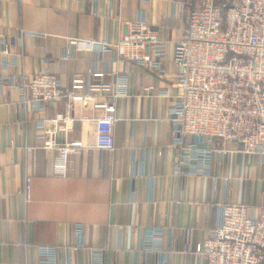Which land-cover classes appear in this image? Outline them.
Here are the masks:
<instances>
[{
	"label": "crops",
	"instance_id": "crops-1",
	"mask_svg": "<svg viewBox=\"0 0 264 264\" xmlns=\"http://www.w3.org/2000/svg\"><path fill=\"white\" fill-rule=\"evenodd\" d=\"M174 1L201 0H0V37L9 40L0 44V70L7 51L15 53L20 69L30 75L50 71L63 87L76 78L109 83L113 71L127 69L130 91L117 103L114 150L94 146L96 113L73 105L72 128L57 138L86 146L69 153L65 175H56V150L26 153L24 147L39 145L36 120L64 112L65 100L30 114L25 123L16 91L0 89V264H37L39 245H57L59 264H89L90 247L103 248L105 264H207L195 247L218 224V203L243 201L254 216L264 205V164L258 156L227 152L214 156L209 176L173 175L167 99L157 94L162 87L175 92V65L168 61V74L159 78L133 62H117L112 47L86 43L113 44L120 21L144 16L169 41L171 55L184 33L186 9H175ZM149 86L154 89L146 95ZM77 223L84 227L85 243L78 249ZM158 229L161 241L155 245L147 237Z\"/></svg>",
	"mask_w": 264,
	"mask_h": 264
},
{
	"label": "built area",
	"instance_id": "built-area-1",
	"mask_svg": "<svg viewBox=\"0 0 264 264\" xmlns=\"http://www.w3.org/2000/svg\"><path fill=\"white\" fill-rule=\"evenodd\" d=\"M174 8L186 7L181 18L184 33L175 41L171 55L168 40L144 17L120 21L115 43L86 40L97 49L112 47L117 62H133L148 68L159 78L168 74V61L178 68L171 92L162 87L157 96L167 99L166 118L171 125L174 148L173 175L209 176L215 155L227 152L254 155L264 164V0H201L173 2ZM2 36L0 44H8ZM7 51L0 70V89L17 93L22 119L44 113L49 106L65 100V110L41 116L35 128L39 145H25V152L36 148L53 149L56 175H65L71 152L86 145L81 140H58L60 132L72 128V108L81 103L96 113L94 146L114 150L115 123L119 99L130 96L128 70L113 71L109 83H91L76 78L63 87L56 74L42 70L30 75L20 69L19 60ZM64 58L70 57L69 47ZM10 56V57H9ZM19 67V68H18ZM19 70H13V69ZM102 76V72H93ZM154 87L146 89L151 95ZM230 145V147H228ZM31 177L25 174L24 194L28 198ZM218 224L197 243L195 252L207 264H262L264 262V205L252 215L243 201L218 203ZM76 249L85 247L83 225H75ZM160 229L147 240L160 244ZM25 246H28L25 244ZM57 245H39L37 264H59ZM161 252L160 247H150ZM89 264H105L103 248L90 247Z\"/></svg>",
	"mask_w": 264,
	"mask_h": 264
}]
</instances>
